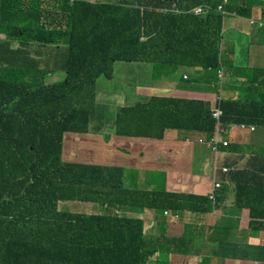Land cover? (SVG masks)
<instances>
[{
    "label": "trees",
    "instance_id": "1",
    "mask_svg": "<svg viewBox=\"0 0 264 264\" xmlns=\"http://www.w3.org/2000/svg\"><path fill=\"white\" fill-rule=\"evenodd\" d=\"M92 1L0 0V264H169L171 253H188L181 249L184 240L146 233L144 219L128 213L149 209L160 224L166 211L177 218L184 210L209 213L215 206L206 197L128 186L120 166L67 160L64 137L89 134L91 119L110 115L108 108L113 116L106 140L109 131L163 139L169 129L211 137L216 121L210 104L163 97L157 78L134 89L131 83L132 95L117 110L110 94L108 105L97 103L105 98L97 86L105 77L117 88V62L146 63V73L197 66L221 71L223 21L250 17L251 8L235 7L232 0ZM259 4L263 17L250 22L264 28V0ZM53 44L65 46L63 63L44 49ZM34 45L48 68L29 53ZM58 69L64 79L49 82ZM216 106L223 124H241L245 113L259 115L264 103L220 100ZM235 176L237 189L249 188V201L256 200L251 216L262 218L250 222L251 231L263 230L264 201L257 200L264 166L257 162ZM61 201L95 204L104 213L65 212Z\"/></svg>",
    "mask_w": 264,
    "mask_h": 264
},
{
    "label": "crops",
    "instance_id": "2",
    "mask_svg": "<svg viewBox=\"0 0 264 264\" xmlns=\"http://www.w3.org/2000/svg\"><path fill=\"white\" fill-rule=\"evenodd\" d=\"M87 1L93 2L92 0ZM259 1L261 0H232L235 7H239L238 3H243L244 8H251L250 17L238 15L236 17L228 16L224 19L225 43L221 44V49L225 61L221 71L211 72L212 82H216L219 76L223 77L222 93L224 98L230 101H240L241 106L246 102L262 101L264 103V28L250 22L251 18L260 20L263 17ZM257 30H262L263 34L258 35ZM0 37H3V34H0ZM13 46H18V43L15 41ZM39 48H41L40 45H34L28 51L32 57L39 61L41 67L48 68L47 61L39 57L41 52ZM50 53L60 55L62 63L64 62V52ZM152 70L153 74L147 72L145 80L157 78L156 90L162 96L187 100H207L212 103V107L220 101L216 100L213 91L199 92L200 87H209L208 81L202 76L198 77L199 84L192 83V78H190L187 85L185 80L189 76L186 79L181 76L183 69L158 68V70ZM213 73L217 75L214 76ZM49 76L51 78L48 79L49 82H55L58 79L62 81L65 73L58 69L51 72ZM108 83L114 87L113 80ZM213 88L218 90L217 86ZM117 92L132 93L131 83L119 79L117 90L103 91L102 94L105 95V98L97 103L108 105L106 95L110 94V101L114 103L115 110L119 109L130 96H127V99H120L115 95ZM108 112L112 115L110 108H108ZM245 116L247 120L241 124L254 126L255 131L223 126L225 136H229L231 139L230 134L233 133L236 141L225 137V140H229L231 144L227 149L219 150L218 160H216L217 154L205 143L208 138L206 134L172 129L165 132L163 139L119 136L113 131L108 132V140L105 135L66 133L65 136H73L74 139L85 137L91 142V145L84 148L72 147L65 151L64 142V158L80 162L88 160L103 165L119 166L122 164L123 166L120 167H123L128 174V178H125L126 184L130 186L135 182V186L140 190L172 191L186 194L183 185L192 183L197 186L188 194L202 196L208 194L210 185H199L198 183L205 176L207 167L213 168L215 172L216 166V177L222 183V188L217 192L220 204L211 213L204 214L208 222L200 226V230L208 239L203 243H206L208 248L212 247L209 238L216 232L220 235V244L216 245L220 251L215 254L213 259H217L219 262L230 259L227 261L228 264H259L258 255L261 250H251L241 242V237L247 236V232L239 234L242 222L243 220L250 222V212L242 207V204L249 202L252 192L249 188L237 189L240 182L235 176V172L257 168V162L264 166V154H257V140L264 147V108L255 117L248 113H245ZM249 121L255 122L249 123ZM224 167H231L234 170L225 173L221 169ZM208 174L211 178V172ZM252 187L257 186L253 184ZM261 189L257 203L264 201L263 185ZM222 200H225V203H222ZM251 203H256V200H251ZM143 212H147L150 217L155 215L149 209H145ZM138 213L140 212H136V215ZM181 218L190 220L195 217L191 213L184 214L182 212ZM223 220L233 221L224 223ZM214 226L217 229L213 230ZM175 229L179 234L180 231L176 224ZM255 232L264 246V230ZM196 234L197 230L194 228L189 236L192 237Z\"/></svg>",
    "mask_w": 264,
    "mask_h": 264
},
{
    "label": "rangeland",
    "instance_id": "3",
    "mask_svg": "<svg viewBox=\"0 0 264 264\" xmlns=\"http://www.w3.org/2000/svg\"><path fill=\"white\" fill-rule=\"evenodd\" d=\"M237 5H239V7H243V3H238ZM42 7L44 8V6ZM257 34L261 35L263 34V31L257 30ZM220 43L224 44L225 43L224 39H221ZM44 49L48 52L67 53L66 48L63 44L47 45V47L44 46ZM5 66L6 64H4L2 68ZM149 67L150 65L146 63L117 62L114 65L115 76L116 78L127 80L128 83H132L133 89H134L136 84L146 83L145 81L146 74H147L146 70ZM185 68L186 70L181 71V76L183 77L189 76V78H192L191 80L192 83L199 84V81H198L199 76H202L205 80L208 81L209 87L208 88L200 87L199 92L205 93V91L207 90L213 91L216 95V100H227L224 98L223 93H222V89L224 86L223 77L219 76L216 82H212L213 76L211 74L212 72L211 70L204 71L202 67H198V66L194 68L193 67H185ZM153 72L154 71L152 69L149 71L150 74H153ZM49 77L47 78V80L51 79ZM195 78L197 79V81H195ZM56 81L60 82L59 79L55 80V82ZM215 86L218 87V90H215L213 88ZM97 87L101 93L105 90L113 92L117 89L113 87L112 85H110L108 83V79L105 77H101V81L99 82ZM184 88H187V87L184 86ZM115 95L117 98L125 99L127 96H131L132 93L131 92H125V93L117 92ZM163 97L175 98L171 96H163ZM175 99H184V98H175ZM184 100H187V99H184ZM188 101H193V100H188ZM194 101H202V102L208 103L211 106L212 112L215 111L214 107L216 105L212 107V103L210 101H207V100H194ZM112 116L107 114L104 116H98L99 118H92L89 123L90 133L94 135H106L107 129H105V126L107 123L110 124L112 122ZM223 126H230L231 128L237 127L240 130H243L245 128L246 130L249 129L250 131H255L254 127L244 126V125H241L240 123H236V124H223L222 122L217 123L215 132L213 133L211 137H208L207 141L205 142L212 149V151L217 154L216 160H218L219 150L224 149V148L227 149L231 144L229 140H225V137L229 138V136H225L224 133L218 132L217 130L219 127H223ZM230 136H231L232 141H236L235 134L231 133ZM64 142H65V151H67L69 148H72V147L84 148V147H88L91 145V142L85 137L74 139L73 136L71 137L65 136ZM213 143H216V148L213 145ZM257 154H264V147L258 142V140H257ZM85 161L91 162L88 160H85ZM119 166H123V165L119 164ZM216 168L217 167L215 166V170ZM221 169L223 171L234 170V168H231V167H224ZM208 172H211V178ZM198 184L199 185H210V190L208 194L204 196L188 194L190 190H192L193 188L197 186V184L186 183L185 185H183L185 188L186 195L210 198L212 204L218 207V205L220 204V199H218L217 192L222 188V183L218 181L216 174L214 172V169L211 167H207L205 176L202 178V181ZM222 203H225V200H222ZM250 204H252L251 201H249L246 204L247 210L250 209ZM59 209L65 212L82 213V214L83 213H88V214L89 213H104V211L101 210L98 207V205H95V204L92 205L90 203L77 202V201H61L59 202ZM144 210H140V213H138L137 215L136 213L134 214L128 213V215L133 216V217L143 218L145 221L144 229L146 230V233H148L151 230H155L157 231V233H159L160 237L162 236V239L167 237V238H182L184 240V244H181L182 245L181 249L182 250L187 249L188 253H171L170 258H169V264H228L227 261H229L230 259H225L223 262H219L217 259H213L215 257V254L220 251L219 247L216 246L220 244V240L219 239L216 240V233H214L213 236L209 238V242L210 244H212V247L208 248L206 246V243H203V241L208 238L203 232H201L200 226L207 224L208 219L204 215L206 213H203L201 209H199L198 207H196L194 211H190V210L183 211L184 214L191 213L192 215H194L195 218L193 219L187 220L186 218H181L182 213L178 214L177 219H175L172 217L170 213H167L160 217V224H158V221L157 222L153 221L154 215L150 217L147 212H143ZM257 212L259 213L258 207H257ZM121 215H127V214L126 212L121 211ZM121 215H118V216H121ZM223 221L225 223L226 221L232 222L233 220H226V221L223 220ZM156 224H158L159 229L157 228V226L155 227ZM175 224L177 226V229L180 231L179 234L177 233V230L175 229ZM194 228L197 230V234L191 237L189 235L191 234ZM184 231H186L187 233H185ZM241 232H247L246 237H241V242L251 250H255V251L261 250L260 254L258 255V261H260L259 264H264V246H262V240H259V237L257 236V232L251 231L249 220H243L242 228L239 234H241ZM162 242L164 244H167L164 240ZM237 259H240V258H237Z\"/></svg>",
    "mask_w": 264,
    "mask_h": 264
},
{
    "label": "built area",
    "instance_id": "4",
    "mask_svg": "<svg viewBox=\"0 0 264 264\" xmlns=\"http://www.w3.org/2000/svg\"><path fill=\"white\" fill-rule=\"evenodd\" d=\"M212 116L215 119L216 124H217V123L221 122V118L223 116V111L219 110L218 108L217 109L215 108V111L212 112ZM242 125H244V124H242ZM244 126H246V125H244ZM217 130H218V132L224 133V131L221 127H219ZM243 130H245V128ZM213 145L216 148V143H213Z\"/></svg>",
    "mask_w": 264,
    "mask_h": 264
},
{
    "label": "clouds",
    "instance_id": "5",
    "mask_svg": "<svg viewBox=\"0 0 264 264\" xmlns=\"http://www.w3.org/2000/svg\"><path fill=\"white\" fill-rule=\"evenodd\" d=\"M216 109L218 108V106L217 107H215ZM214 108V109H215ZM242 125V124H241ZM244 125H246V124H244ZM246 126H249V125H246ZM252 127H254V126H252ZM222 129H223V127H221ZM255 128V127H254ZM246 130V129H245ZM223 131H224V129H223ZM225 132V131H224ZM224 172H228V171H224ZM210 199V198H209ZM216 208V206H214V208H213V210ZM212 210V211H213ZM211 211V212H212ZM211 212H209V213H211ZM249 212H250V209H249ZM166 213H169L168 211H166ZM171 214V213H170ZM207 214V213H206ZM173 217V216H172ZM175 219H177V218H175ZM252 221H255V222H262V218H253L252 216H251V212H250V222H252ZM264 230V229H263Z\"/></svg>",
    "mask_w": 264,
    "mask_h": 264
}]
</instances>
